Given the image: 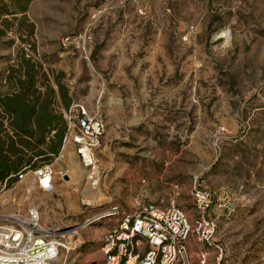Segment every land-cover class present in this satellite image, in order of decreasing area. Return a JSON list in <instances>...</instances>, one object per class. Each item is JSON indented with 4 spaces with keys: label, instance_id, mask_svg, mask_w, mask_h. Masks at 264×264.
I'll use <instances>...</instances> for the list:
<instances>
[{
    "label": "rangeland",
    "instance_id": "374dc122",
    "mask_svg": "<svg viewBox=\"0 0 264 264\" xmlns=\"http://www.w3.org/2000/svg\"><path fill=\"white\" fill-rule=\"evenodd\" d=\"M13 13L0 69L24 47L104 131L95 186L68 146L48 164L50 188L32 172L0 184V215L35 208L44 230L65 233L61 261L98 264L112 207L174 201L191 216L197 181L222 264H264V0H32ZM191 241L193 264L201 250L215 264Z\"/></svg>",
    "mask_w": 264,
    "mask_h": 264
},
{
    "label": "built area",
    "instance_id": "2783aa9c",
    "mask_svg": "<svg viewBox=\"0 0 264 264\" xmlns=\"http://www.w3.org/2000/svg\"><path fill=\"white\" fill-rule=\"evenodd\" d=\"M63 117L67 133L61 153L72 146L88 170L91 185L95 186L98 173L95 150L104 131L103 119L91 115L78 103L63 110ZM29 172L41 188L51 187L54 176L51 165ZM27 173L18 174V180H23ZM43 181L48 186L43 185ZM190 193L194 205L191 216L174 201L166 208L147 205L129 213L112 207L110 215L114 224L102 241L103 259L98 264H193L190 255L192 237L203 247L215 249V264H222V249L214 241L217 226L208 217L213 206L212 195L202 190L197 181L193 182ZM64 236L65 233L44 230L40 213L35 208H29L24 217L0 215V264H66L59 259ZM207 262L208 252L199 251L197 264Z\"/></svg>",
    "mask_w": 264,
    "mask_h": 264
},
{
    "label": "trees",
    "instance_id": "16d2710c",
    "mask_svg": "<svg viewBox=\"0 0 264 264\" xmlns=\"http://www.w3.org/2000/svg\"><path fill=\"white\" fill-rule=\"evenodd\" d=\"M8 1L0 0V20L24 12L32 0ZM1 22L10 24L6 18ZM1 59L0 184L8 188L18 181V174L51 164L59 156L67 133L63 110L74 104V97L65 74L45 68L24 47L12 58Z\"/></svg>",
    "mask_w": 264,
    "mask_h": 264
},
{
    "label": "bare ground",
    "instance_id": "6f19581e",
    "mask_svg": "<svg viewBox=\"0 0 264 264\" xmlns=\"http://www.w3.org/2000/svg\"><path fill=\"white\" fill-rule=\"evenodd\" d=\"M43 185L45 186H48L47 182L46 181H43Z\"/></svg>",
    "mask_w": 264,
    "mask_h": 264
}]
</instances>
